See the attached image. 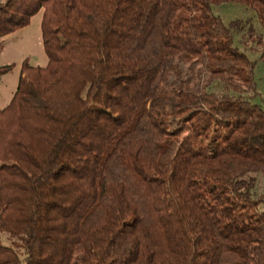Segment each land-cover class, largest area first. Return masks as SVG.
I'll use <instances>...</instances> for the list:
<instances>
[{
    "label": "trees",
    "instance_id": "obj_1",
    "mask_svg": "<svg viewBox=\"0 0 264 264\" xmlns=\"http://www.w3.org/2000/svg\"><path fill=\"white\" fill-rule=\"evenodd\" d=\"M225 2L264 28V0L0 1L46 56L0 107V264H264V39Z\"/></svg>",
    "mask_w": 264,
    "mask_h": 264
},
{
    "label": "rangeland",
    "instance_id": "obj_2",
    "mask_svg": "<svg viewBox=\"0 0 264 264\" xmlns=\"http://www.w3.org/2000/svg\"><path fill=\"white\" fill-rule=\"evenodd\" d=\"M2 1V0H0ZM214 15L220 17L223 22L231 19H245L250 18L256 31L261 34L264 39V28L260 27L254 17L252 10L246 6L236 2H225L211 7ZM40 11L33 15L28 24L10 34L0 38V65L13 64L11 70L5 74L0 75V107H3L9 101L14 92L19 75V67L23 60L30 65L43 66L46 62V56L43 52L41 38H40ZM239 35L234 36V43L241 47L239 43ZM245 52L250 59H256L261 49L255 47L250 42H246ZM248 47L256 51H250ZM254 77L256 85L259 89V94L256 101L264 97V62L257 61L254 68ZM264 187V177H260L257 184V190L260 191ZM0 240L4 244H8L4 234L0 235Z\"/></svg>",
    "mask_w": 264,
    "mask_h": 264
},
{
    "label": "crops",
    "instance_id": "obj_3",
    "mask_svg": "<svg viewBox=\"0 0 264 264\" xmlns=\"http://www.w3.org/2000/svg\"><path fill=\"white\" fill-rule=\"evenodd\" d=\"M256 87L258 88V86L256 85ZM258 94H259V89L257 90ZM260 95V94H259ZM264 100V97L262 98Z\"/></svg>",
    "mask_w": 264,
    "mask_h": 264
}]
</instances>
